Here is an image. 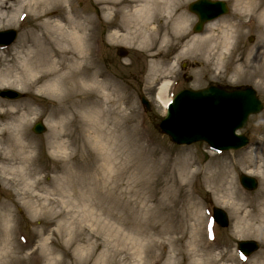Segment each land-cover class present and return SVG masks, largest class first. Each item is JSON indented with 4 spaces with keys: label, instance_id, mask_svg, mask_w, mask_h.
<instances>
[{
    "label": "rangeland",
    "instance_id": "374dc122",
    "mask_svg": "<svg viewBox=\"0 0 264 264\" xmlns=\"http://www.w3.org/2000/svg\"><path fill=\"white\" fill-rule=\"evenodd\" d=\"M224 1L229 6V12L216 19L231 18L234 13L233 0ZM103 6L95 0H75L73 3V8L82 16L88 14L92 17L94 21L92 29L95 33L93 58L97 69L122 88L127 106L124 114L129 120H107L108 123L104 128V135L110 133L115 137L112 150L116 152L119 159L115 164L114 172L126 166L125 173L119 179L114 193H119V202L126 203L132 198L131 195H127V190L142 177L143 197L146 198L149 195L152 198L149 201L145 200V204L153 207L155 199L159 198L172 203L177 217L179 216L176 221L181 227L188 229L174 236L180 239L174 247L164 240V235H154L151 240L147 239L149 236L147 234L152 233L148 228L152 220L151 215H147L149 216L147 218L145 216L143 220L145 233L139 232V226L143 224H140L141 220L137 214L127 219H115V216L113 218L111 216L113 199L107 195L103 187H110L106 183L100 185L103 187L102 192L105 197L97 196L94 202L96 205H93V211L89 213L91 217H88L86 212L76 213L75 211L60 216L52 215L54 211L59 210V206L55 203L46 205L43 211L47 213L41 211L31 215L32 212L21 195L24 180L19 175L20 168L24 164L19 163L17 159L3 161L0 157V225L3 226V214L9 213L11 221L8 225L12 227V236L16 237L15 243L12 241L11 246L18 248V254L17 249L15 250L17 259L8 264H44L45 257L38 253L37 249L44 238L50 240L57 224H64L63 227L66 229L78 232L69 245H65L66 250L61 248L60 240L59 247L55 250L58 258L56 264H192V260L201 257L199 246L194 255L189 248L190 245L187 244L192 241V234L201 236L202 241L204 237V241L200 244L203 251L209 249L212 255L221 252L224 261L217 264H249V262L253 264L260 255L264 257V240L252 234L253 227L258 221L252 207H257L264 199V184L262 174L259 173L262 171L264 174V63L259 61V65L250 64L247 66L248 72L243 75L234 73V68L242 66L248 54L264 43V25L258 22L255 15L248 13L249 11L236 14L233 23L237 24L238 36L231 49L232 52L222 65H218L214 60L202 58L198 51L177 57L184 40L180 42L176 40V45L166 48L164 55L160 56L163 69L166 70L167 78L164 79L168 82L162 98L167 101L181 89L196 90L210 84L229 88L251 86L255 89L263 103V108L259 113L249 116L245 127L240 131L249 137V145L237 151L216 153L203 142L191 145L174 144L168 136L159 131L157 123L164 116V107L162 101L157 98V94L164 79L162 75L157 79L149 75L152 59L149 51L138 48L136 45L132 46L118 38L110 40L109 36L114 31V22L110 18L117 20L118 15L104 18ZM187 6L185 9L192 20L188 28L190 35H200L208 22L205 23L201 32L194 33L192 28L197 18L187 9ZM23 25H25V19L22 22L19 21L17 25L11 24L0 29V31L14 30L16 32L17 36L10 45L20 38L21 31L24 29ZM26 26L27 24L25 29ZM10 45L5 46L7 55L0 54V60H3L5 64L7 60L15 56L14 52H8ZM117 47L127 50V55L123 58L119 57L116 54ZM5 89H12L21 95L17 99H6L0 96V103H3L0 107V130L3 125L12 121L1 111L8 106V103L20 109L24 107L31 109L26 124V136L36 145V149L29 156L33 160L32 166L38 167L39 174L35 177L44 181L41 183L44 187L42 191L48 192L56 184V179L53 182L48 180L55 175H60L59 169L63 165V158L47 148V140L51 132L49 126L55 121L48 119V112L55 105V100L39 90L0 87V91ZM141 96L149 101L148 112L140 103ZM38 121L44 126V131L40 134L32 130ZM72 124L70 129L74 131ZM80 125L82 129H87V120H80ZM82 151L85 167L90 166L92 161H96L99 157L91 147L88 149L83 146ZM96 166L98 170L101 169V161H96ZM221 166H229V171L224 185L218 190L212 175ZM11 167L14 173L9 175ZM240 174L257 178L258 188L254 191L243 189L238 180ZM169 175L172 176L170 181ZM84 176H89V173L84 172ZM87 203L83 202L81 207ZM213 206L227 212L229 220L227 227L220 228L212 221ZM118 212L120 214L123 210ZM196 214L202 217L203 231L200 234L196 229L199 228L195 219ZM238 217L244 218V221L248 223L245 228L244 224L238 221ZM61 237L62 241L68 238L64 233H61ZM131 240L135 241L131 242ZM240 240H255L259 243V247L249 256L242 257L236 246V242ZM138 241H146V247L141 253H138L135 246Z\"/></svg>",
    "mask_w": 264,
    "mask_h": 264
},
{
    "label": "bare ground",
    "instance_id": "6f19581e",
    "mask_svg": "<svg viewBox=\"0 0 264 264\" xmlns=\"http://www.w3.org/2000/svg\"><path fill=\"white\" fill-rule=\"evenodd\" d=\"M74 1L0 0V29L11 24L17 25L24 19L25 25L27 24L26 29L23 25L24 29L21 31L20 38L8 49V52H14L15 56L7 60V64L0 60V87L39 90L55 100V105L48 112V119L55 121L49 126L51 132L47 140V148L63 158V165L59 169L60 175H55L48 180L53 182L56 179V184L50 191L44 193L42 191L44 187L41 186L44 181L35 177L39 174L38 167L32 166L33 160L29 156L36 149V145L26 136V124L31 109L26 107L20 109L9 103L1 110L6 118L12 120L3 125L0 130L1 160L17 159L19 163L24 164L20 168L19 175L24 180L21 195L32 212L31 215L41 211L47 213L43 211L46 205L55 203L59 206V210L54 211L52 215L60 216L75 211L76 213L86 212L87 216L91 217L89 213H92V208L96 205L94 202L97 196L105 197L102 192L104 187L107 195L113 199L111 205L113 218L115 216V219H127L137 214L141 220L140 224H143L139 226V232H144L143 220L145 216L147 218L149 217L147 215H151L152 220L148 228L152 233L147 234L149 235L147 239L151 240L154 235H164V240L174 247L180 240L174 236L188 228L184 229L176 221L179 216L177 217L172 203L159 198L155 199L153 207L147 206L145 200L149 201L152 198L149 195L146 198L143 197L142 177L127 190V195H131L132 198L126 203L119 202V193H114L119 179L125 173L126 166L114 172L115 164L119 159L116 152L112 150L115 137L110 133L104 135V128L108 123L107 120H129L124 114L127 106L122 88L97 69L93 58L95 33L92 25L94 21L88 14L82 16L73 8ZM95 1L104 5L102 8L104 18L118 15L117 20L110 18L114 22V31L109 36L110 40L118 38L132 46L136 45L138 48L149 51L152 58L149 75L156 79L160 75L163 79L167 78L160 56L164 55L166 48L174 47L176 40L179 42L184 40L177 57L198 51L202 58L214 60L218 65H222L232 52L231 49L238 36L237 24L233 23L236 14L249 11L248 13L255 15L258 22L264 25V0H233L232 17L208 22L200 35H190L188 30L192 20L185 8L192 0ZM5 48L0 47V54L7 55ZM259 61L264 63V43L252 50L242 66L234 68V73L243 75L248 72L247 66L255 63L259 65ZM167 84L168 82L164 79L157 94L163 107L167 104V100L162 98ZM1 106L3 103H0ZM80 120H87V129H82ZM71 124L74 131L70 129ZM83 146L88 149L91 147L97 152L99 157L96 161H101V169L98 170L95 160L90 166H84ZM10 170L9 175L14 173L13 167ZM228 171L229 166H221L212 175L218 190L224 185ZM84 172H88L89 176L85 177ZM259 173L262 174L264 184V174L262 171ZM169 177L168 180H171L172 176L169 175ZM104 183L110 187L100 186ZM171 184L175 185L174 182ZM83 202H88L89 207H87L88 203L85 204L86 207H81ZM118 210H123L121 215ZM252 210L258 217L252 234L264 240V199L257 207H252ZM9 216V213L3 214V226L0 225V264H8L17 259L16 249L18 254V248L11 246L12 241L15 243L16 237L12 236V227L8 225L11 221ZM195 219L199 225L196 229L200 234L203 231L202 217L196 214ZM238 221L244 224V228L248 225L242 217H238ZM63 226L64 224H57L50 240L44 238L41 241L37 251L45 257L44 264L57 263L55 250L59 247L60 240L61 248L66 250L65 245H69V242L77 236L78 231L72 232ZM189 227L193 228L192 225ZM61 233L68 238L62 241ZM133 241L135 240H131ZM203 241L201 236L192 234V241L187 243L194 255L198 251L197 246L200 248L201 257L192 260V264H217L224 261L221 252L212 255L209 249L203 251L200 247ZM145 243L146 241L136 243L138 253L146 247ZM253 264H264V257L260 255Z\"/></svg>",
    "mask_w": 264,
    "mask_h": 264
},
{
    "label": "water",
    "instance_id": "95a60500",
    "mask_svg": "<svg viewBox=\"0 0 264 264\" xmlns=\"http://www.w3.org/2000/svg\"><path fill=\"white\" fill-rule=\"evenodd\" d=\"M189 10L198 17L193 30L199 32L203 23L228 9L223 1L197 0L189 5ZM15 37L13 30L0 32V44H8ZM126 50L117 48L120 57L126 55ZM0 95L8 98H18L20 94L12 90L0 91ZM148 108L147 101L142 99ZM262 109V104L251 87L226 91L220 87L209 86L199 91L182 90L178 92L168 106L166 116L158 124L162 133L167 134L176 144H191L204 141L211 148L220 151L237 150L248 143L244 135L236 134L245 126L250 114ZM33 131L41 133L44 126L39 122ZM240 183L248 190L257 186L254 178L240 175ZM215 221L222 227L227 226L226 213L213 208ZM238 248L244 254H250L259 247L256 241H239Z\"/></svg>",
    "mask_w": 264,
    "mask_h": 264
}]
</instances>
